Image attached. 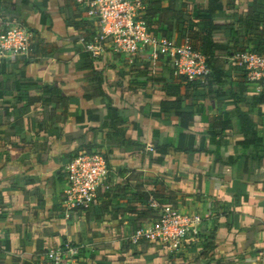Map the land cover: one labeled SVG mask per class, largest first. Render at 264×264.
Listing matches in <instances>:
<instances>
[{"label": "crops", "instance_id": "0c3cea01", "mask_svg": "<svg viewBox=\"0 0 264 264\" xmlns=\"http://www.w3.org/2000/svg\"><path fill=\"white\" fill-rule=\"evenodd\" d=\"M88 1L0 0V31L13 20L34 34L28 56L0 59V264H56L51 254L68 243L77 254L62 264H264L263 90L233 63L239 51L264 53V0L148 10L153 35L226 47L214 52L221 77L210 87L113 53L83 69L84 38L101 31ZM83 152L106 157L108 187L91 210L69 213L66 164ZM150 197L203 218V236L174 251L134 243L156 219Z\"/></svg>", "mask_w": 264, "mask_h": 264}, {"label": "built area", "instance_id": "2783aa9c", "mask_svg": "<svg viewBox=\"0 0 264 264\" xmlns=\"http://www.w3.org/2000/svg\"><path fill=\"white\" fill-rule=\"evenodd\" d=\"M87 9L88 17L98 21L101 28L97 36L85 43V50L94 59L113 53L124 57L130 66L147 60L163 62L172 67L177 78L185 79L187 83L198 80L206 83L212 74L209 58L192 44L190 38L186 37L179 44L171 38L152 34L144 19L142 0H89ZM33 40L30 29L16 21H7L0 31V59L28 56ZM233 63L246 74L250 83L256 84L257 92H262L264 53H238ZM66 172L65 209L69 213L91 210L100 189L108 187L111 171L106 157L98 152L80 153L66 164ZM147 207L155 212L156 219L149 230H137L134 243L144 240L174 251L182 248L189 239L203 236L204 219L200 216L162 204L154 197H150ZM67 254H77L70 243L64 250L51 254V258L56 264H62Z\"/></svg>", "mask_w": 264, "mask_h": 264}, {"label": "trees", "instance_id": "16d2710c", "mask_svg": "<svg viewBox=\"0 0 264 264\" xmlns=\"http://www.w3.org/2000/svg\"><path fill=\"white\" fill-rule=\"evenodd\" d=\"M142 3L145 7V12H144V19L147 21V24L149 26V29L150 31L152 32L153 34V31L150 27V22H148V19H147V16H148V10L150 11H155L154 14H157L158 11H160L161 9V4H162V0H142ZM209 22H212V21H209ZM90 24H84L83 27H86L88 28L89 30H91L92 28L89 26ZM5 26V25H4ZM75 28L78 29L79 25L78 24H74L73 25ZM4 28V27H3ZM100 33V30L99 32H95L92 39L97 36L98 34ZM155 36H160V35H155ZM92 39H89V38H84V43H82L83 45V53L81 55V65L83 67V69H88V70H93L94 69V58L92 57L91 53L87 52L85 50V43H88L90 42ZM208 40H206V42L202 43V47H201V52L207 56L209 59H208V64L212 70V74L210 75L209 78H207L206 80V83L205 82H202L200 80L198 81H194V82H189L187 83V85H192V84H195L196 82H201L203 85L207 84L209 87L210 85L212 84V79L215 77L216 79H220L221 77V74L217 71V68L215 66V59H214V52L215 51H226V47H223V46H219L217 43L213 44V43H210L208 42ZM245 51H239V52H236V54L238 53H243ZM261 54V52H260ZM184 82H186L185 79H183ZM263 95L261 96V99L260 101L261 102H264V85H263ZM111 111V114H112V118H113V129L116 128V126L118 125L116 122L117 119H118V113H117V110L113 107H111L110 109ZM180 113V112H179ZM180 115H182V124H181V128L182 130L184 129H188L191 124L193 123V119H194V111L192 110H187V111H184L183 113H180ZM241 117L244 118L245 116L243 114H241ZM244 120V124L246 126V129H245V134L246 132L250 129V122H246V119H243ZM146 203V201H144V204ZM136 206H131L129 207L130 211H132V214H134L136 212V210L138 208H135ZM6 209H7V204L5 203V200H4V197L2 195V193H0V222H2L3 220H5L6 218ZM136 214V213H135ZM134 214V215H135Z\"/></svg>", "mask_w": 264, "mask_h": 264}, {"label": "water", "instance_id": "95a60500", "mask_svg": "<svg viewBox=\"0 0 264 264\" xmlns=\"http://www.w3.org/2000/svg\"><path fill=\"white\" fill-rule=\"evenodd\" d=\"M76 39H82L81 37H78V38H76Z\"/></svg>", "mask_w": 264, "mask_h": 264}]
</instances>
